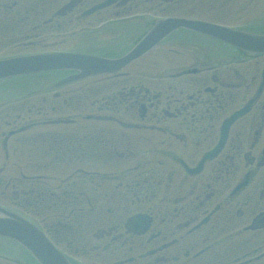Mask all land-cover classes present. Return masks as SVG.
I'll use <instances>...</instances> for the list:
<instances>
[{
  "label": "flooded vegetation",
  "instance_id": "1",
  "mask_svg": "<svg viewBox=\"0 0 264 264\" xmlns=\"http://www.w3.org/2000/svg\"><path fill=\"white\" fill-rule=\"evenodd\" d=\"M106 1L0 0V60L54 51L120 57L168 18L264 35V0H112L95 9ZM160 53L168 65L157 69ZM142 61L91 88L66 89L64 99L57 93L72 107L68 100L84 95L83 105L92 92L91 112L36 114L26 135L19 115L9 121L18 108L0 98L2 197L12 189L10 198H23L12 209L68 243L73 264H264V54L181 29ZM14 80L0 81V94ZM243 109L219 146L225 123ZM49 124L78 131L65 144L58 131H35ZM24 142L33 143L37 170L68 154L84 164L71 177L5 178L20 167L9 164L10 148ZM61 211L70 214L49 220Z\"/></svg>",
  "mask_w": 264,
  "mask_h": 264
},
{
  "label": "water",
  "instance_id": "2",
  "mask_svg": "<svg viewBox=\"0 0 264 264\" xmlns=\"http://www.w3.org/2000/svg\"><path fill=\"white\" fill-rule=\"evenodd\" d=\"M187 26L181 20H169L158 24L123 58L114 61L93 60L83 56L71 55H44L30 58H20L0 63V79L15 75L31 74L40 71L57 69H77L81 72L76 79L89 75H98L106 72H116L122 67L139 59L154 45L162 41L173 30ZM220 35L226 41L236 45L250 44L253 41L243 40L241 35ZM248 38V37H247ZM264 43V38H249ZM94 62L96 68L90 62ZM75 77L67 81L74 80ZM64 81L63 83L67 82ZM0 235L15 240L27 249L40 264H69V262L50 244L47 238L33 225L0 208Z\"/></svg>",
  "mask_w": 264,
  "mask_h": 264
},
{
  "label": "rangeland",
  "instance_id": "3",
  "mask_svg": "<svg viewBox=\"0 0 264 264\" xmlns=\"http://www.w3.org/2000/svg\"><path fill=\"white\" fill-rule=\"evenodd\" d=\"M63 39H64V35L63 36L54 37V39L51 40L50 44H52V46H55L54 48H57L58 46H60V43L63 41ZM61 45H64L62 47L63 49L73 48V47H71L72 46V43L61 44ZM151 55L152 56H156L157 54L156 55L155 54H151ZM160 56L162 58L164 56V54H161L160 53ZM166 61L168 62V59H166ZM166 61H165L164 58H162L160 61H158V65H162V66L159 67V68H157V69H161V68L166 67L168 65V63ZM143 63H140V64H143ZM136 69L139 70V71H142L141 67L138 68L136 66ZM140 77H141L140 74L136 75L135 76V79H134V82H137V79L140 78ZM83 83H85V82H82L79 85H83ZM43 84L44 83H42V82L39 81V85L40 86L38 87V89L42 88L44 86ZM35 85L37 87V84H35L33 82L31 83V86L32 87H35ZM77 87H79V86H75L74 88H77ZM33 90L34 89L29 90V92L30 91H33ZM22 95L24 96L25 94H22ZM7 97H8L7 92H4V93H1L0 94V98H7ZM44 98H47V102L45 103V106L48 108V113L45 114V119H47V118L48 119L69 118L70 116H75V115H78V114H84L86 112L89 113L92 110V109H90V110H81V108L77 109L76 107H69L67 105H64V104H62V102H56L54 100V98H53V94L52 93H49V94H40V93L37 94L36 93V94H34V95L31 96V100L30 101H33L34 103H38L40 105V107H41V101ZM94 112H95V109H94ZM71 128H72V126H69V125H66V124H63V125H50L49 124V125H46L45 129L37 128L35 131H37V133L50 132V131H58V133H60L61 135H63V136L66 137L65 144H67L70 141V138L68 137L69 132H68L67 129L71 130ZM75 144H76V141H75ZM0 160L3 161V155H2V153H0ZM22 166H25V162L24 161L22 163ZM69 170H70V168L69 169H65V170H58L55 173L58 176H62L64 174H66ZM9 171L10 172H6L4 174V177L5 178H10V177L17 178V177L20 176V174H19L20 173V170H17V171L16 170H9ZM26 172H27L26 173L27 175L30 174L29 171H26ZM36 174H37V172H36ZM2 189L0 188V204L1 205L7 206V207H14V206L20 204L21 201L23 200V198H21L22 200H20V198L19 199H13L14 194H12V189H9L7 191V193H8L7 196H10L11 195L13 197H11L9 199L3 198L2 195H1ZM28 189H29V187H27V190ZM6 252H8L10 254V256H21L22 254H24V256H26V253L23 251V249H21L15 242H13V241H11V240H9L7 238L0 237V255L4 256L3 254H5ZM88 263L95 264L94 261H93V258H91Z\"/></svg>",
  "mask_w": 264,
  "mask_h": 264
}]
</instances>
